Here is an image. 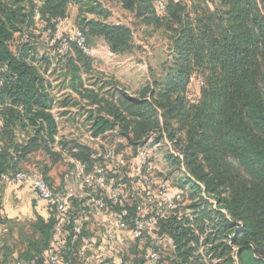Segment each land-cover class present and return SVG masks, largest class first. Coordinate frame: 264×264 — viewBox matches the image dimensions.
<instances>
[{
  "label": "trees",
  "instance_id": "1",
  "mask_svg": "<svg viewBox=\"0 0 264 264\" xmlns=\"http://www.w3.org/2000/svg\"><path fill=\"white\" fill-rule=\"evenodd\" d=\"M120 2L145 25L172 32L170 64L133 93L113 85L86 86L82 74L94 59L61 35L56 51L65 39L68 49L59 63L66 87L94 106L86 112L91 137L117 130L137 151L154 133L153 144L164 134L174 141L181 154L174 159L187 173L180 189L189 185L191 194L187 205L182 206L181 195L176 208L157 223V233L170 243L168 264H264V0H165L164 11L151 0ZM100 6L92 0H0V175L29 170L22 167L36 152L42 161L35 168L56 191L66 189L53 188L46 173L65 151L92 169L86 146L67 147L56 139L54 110L69 103L56 99L48 80L52 60L38 57L30 34L40 22L53 38L58 19L69 17L74 7L72 28L83 32L89 48L93 37H100L114 54H130V28L104 22ZM16 34L22 40L13 51ZM195 75L203 86L190 80ZM113 183L111 188H121ZM47 208L48 218L32 224L36 236L17 259L47 264L55 222L53 209ZM129 210L134 214L135 204ZM87 236L83 228L76 241ZM142 237H132V244L138 247ZM75 248L63 252L71 264L78 259ZM143 250L144 258L121 264H149L145 257L157 250L149 243ZM101 264L116 261L111 255Z\"/></svg>",
  "mask_w": 264,
  "mask_h": 264
},
{
  "label": "rangeland",
  "instance_id": "2",
  "mask_svg": "<svg viewBox=\"0 0 264 264\" xmlns=\"http://www.w3.org/2000/svg\"><path fill=\"white\" fill-rule=\"evenodd\" d=\"M92 1L101 4V13L102 16H104L105 22L112 24L122 22L130 28L131 38L129 44L132 49L130 54H114L109 50L106 42L102 38L93 37V42L90 44V55L94 60L89 71L82 74L86 86L97 83L98 85H105L106 89H108L110 85H113L118 88H126L130 93H133L137 91L139 87L145 85L147 81L158 78L160 75L159 73L163 71L166 63L170 64V62L167 61L171 58L169 40L172 32L155 29L152 25H145L140 19L136 20L128 17V14H124L120 0ZM134 1L136 3L138 0ZM75 15L76 8H70L68 16L73 23ZM94 17L93 14H86L87 19ZM61 35L63 37L66 33H61ZM30 38V41L37 48L38 57L44 55L52 60L48 71V80L51 81L56 99L59 102L64 101L65 103H69L66 106L55 108L54 110L55 115L59 117L57 120L59 134L56 139L64 141L67 147H71L72 145L86 146L88 150L93 153H102L103 151L110 150L115 159L120 157L123 159L124 163L116 164L115 162V165L111 167L112 165L109 163L100 161L105 172V178L109 180L107 184L109 186L111 182H114L113 184L116 186H122V184H124L123 188L130 190V183H135V180L139 178H135L139 171V165L136 159L137 148L129 145L127 141L119 135L117 130L108 132L100 138L91 137L88 131V122H86V112L93 111L94 106L86 99L83 100L81 97L79 99L74 92L66 87L65 81L67 77L64 76L65 70L59 63V60L64 57L63 55L67 53V49L65 50L63 47L64 41L61 40L58 50L56 51V41H58V39L52 38L49 30H46L44 25L40 22L37 23L32 30ZM59 39H61V37ZM21 40L22 38L19 34L14 36L11 42V49L13 51L16 50V46ZM69 53H73V50ZM53 68H55V71L52 73ZM75 101L79 104L77 106H72V103ZM59 113L62 114L59 115ZM154 136H156L155 133L151 134L149 139L140 145V148L149 151V158L153 163L152 178L166 179L170 189L172 190L174 188V190H172L173 192H176L179 196L184 195L182 206H185L189 203L191 190L189 185H185L183 189H180V183H182L187 176L183 165L174 159L175 157L181 158L180 151L175 148L174 141L168 139L165 134L163 139L153 144ZM21 139H25L24 136H21ZM54 151L58 150L55 149ZM69 154V151L63 153L64 158L59 164V169L61 171H64V167L66 166H68L69 169L73 168V162L71 161L73 158ZM167 155L173 158L167 159ZM36 161L40 163L42 161V156L38 152L34 154L30 162L35 164ZM86 162L89 168L96 163L95 160L89 158ZM22 169H37V171H39L38 168L33 167V164L29 167L23 166ZM134 187L137 191L138 186L135 185ZM71 189V191L76 192V195L82 192L78 189L76 184H74V187H71ZM180 199L182 198L180 197L177 200ZM177 200H175V202ZM132 206L133 203H130V209H132ZM172 210L173 209L169 210L165 217ZM104 229L105 226L103 225L101 230L104 231ZM157 231L158 227L156 224L154 229L144 232L142 235V242L138 247L132 244L131 238L121 239L123 246H121L117 252L113 253V256H119L124 260L129 259V261L134 258H144L143 246L149 243V246L153 249L155 248L159 253L161 257L160 260L162 261L160 264H168L165 257L170 253V243L166 237L159 235Z\"/></svg>",
  "mask_w": 264,
  "mask_h": 264
},
{
  "label": "built area",
  "instance_id": "3",
  "mask_svg": "<svg viewBox=\"0 0 264 264\" xmlns=\"http://www.w3.org/2000/svg\"><path fill=\"white\" fill-rule=\"evenodd\" d=\"M153 6L164 11L165 0H151ZM118 24V23H115ZM73 22L70 17L58 19L53 33L55 39L61 37V33H66L69 40L76 42L77 46L85 53L90 54L91 48L86 45L83 32L77 27L72 28ZM64 49H68V43L64 39ZM191 81L197 85L203 86V81L199 75L192 76ZM189 102L194 103L195 99L187 96ZM91 158L96 160L91 170H88L85 164L74 161L70 177L77 185L79 192L64 190L56 191L49 187L44 181L42 174L34 169L18 170L13 173H4L0 175V183L6 186H23L32 190L36 201L45 202L47 206L53 209L55 222L51 235L52 248L46 251L47 264H71V261L63 255L64 250L73 251L72 246L76 245L75 255L84 264H94L96 256L88 255V247L93 243V236H87L76 241L84 228V221L90 217H96L104 213L108 207L113 208V216L105 226L103 235L105 237L106 247L101 258L103 262L111 256L112 253L123 246L120 239V232H126L130 238H139L144 232L154 229L157 222L164 218L167 212L176 208V202L180 198L179 194L170 189L169 183L164 178H152L153 163L149 158V151L139 148L136 159L139 165V171L136 176L138 180L133 183L130 190L121 188H111L105 178L104 169L100 161H104L114 166L123 164V159L115 160L110 150L102 153H91ZM100 159V161H99ZM135 185L138 186L136 191ZM84 194V197H83ZM78 197L83 199L78 210L71 211L72 199ZM130 203L135 204V212L129 210ZM69 239L68 246L65 244ZM125 247V246H124ZM149 264H155L160 255L151 250L145 257ZM14 264H35L34 261L26 262L16 259Z\"/></svg>",
  "mask_w": 264,
  "mask_h": 264
},
{
  "label": "crops",
  "instance_id": "4",
  "mask_svg": "<svg viewBox=\"0 0 264 264\" xmlns=\"http://www.w3.org/2000/svg\"><path fill=\"white\" fill-rule=\"evenodd\" d=\"M101 2V1H99ZM103 6V4H102ZM124 10V14L134 18V13ZM105 22V21H104ZM118 24L126 25L122 22ZM127 26V25H126ZM128 27V26H127ZM28 159L24 166L35 167V164ZM30 164V165H29ZM60 162L50 165L46 173L50 185L55 189L72 190L74 183L70 177L72 169L68 166L61 171ZM174 190V188L172 189ZM84 201L75 197L72 201L70 210H78ZM113 208L108 207L104 213L96 217H90L84 221V232L93 236V243L88 247L87 254L96 256L94 264H101L104 258H101L106 247L105 237L101 228L106 226L113 216ZM50 212L45 202L36 201L33 192L28 187L23 186H6L0 183V264H14L21 253L27 250L28 240L36 236L32 224L37 218L46 220ZM120 239H130L126 232H120ZM113 256V253L111 254ZM103 259V260H102ZM116 264L124 263V259L119 256L114 257ZM74 264H84L80 259H76Z\"/></svg>",
  "mask_w": 264,
  "mask_h": 264
}]
</instances>
